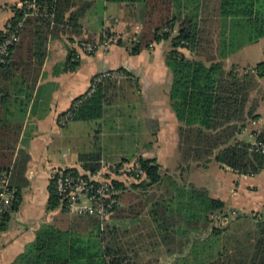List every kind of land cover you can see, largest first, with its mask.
<instances>
[{
    "label": "trees",
    "instance_id": "obj_1",
    "mask_svg": "<svg viewBox=\"0 0 264 264\" xmlns=\"http://www.w3.org/2000/svg\"><path fill=\"white\" fill-rule=\"evenodd\" d=\"M106 1L123 4L126 20L141 25L129 50L131 55L149 51L161 42L170 44L165 54L171 74L168 96L178 122L177 151L181 162L199 167L214 160L221 167L247 177L264 172V153L259 146H264V130L252 132L254 145L237 139L247 124L256 120L257 103L251 102L250 96L259 80L264 79V61L243 72L234 65L230 69L224 66L231 55L264 37V0ZM78 2H39L41 7L47 6L48 15L23 20L22 10L14 8V16L5 30H14L21 20L22 24L8 62L0 65V78L12 79L14 52L26 57L21 65L29 66L33 57L42 62L49 39L73 36L79 37V42H95L82 38L80 19L88 5L76 9ZM214 25L218 30L215 38ZM3 37L4 32H0V40ZM183 50L192 56L187 57ZM77 57L75 51H69L62 65L64 72L77 68ZM23 72L29 70L25 68ZM112 72L128 76L123 69ZM109 81L104 79L93 93L76 98L61 115L60 122L67 115V122L102 119ZM5 103L6 97L1 96L0 104ZM11 127L14 126L0 119V176L5 177L4 185L13 196L0 217V232L7 229L11 215L18 210L21 188L27 185L23 177L25 162L13 160L20 131H11ZM79 161L90 174L101 168L97 154L80 155ZM138 162L144 179L137 178L129 185L110 180L117 204L103 219L68 216L51 182L48 210L61 206L60 213L54 224L40 228L35 240L13 264H137L133 259L147 247L169 257L178 255L171 264H264V212L258 217L237 215L221 222L225 225L219 224V217H226L221 201L210 198L206 190L192 184L178 185L173 176L162 173L153 159L139 157ZM17 180L22 182L21 186ZM108 220H140L143 228L122 230L111 227ZM142 242L148 245L140 248Z\"/></svg>",
    "mask_w": 264,
    "mask_h": 264
},
{
    "label": "crops",
    "instance_id": "obj_2",
    "mask_svg": "<svg viewBox=\"0 0 264 264\" xmlns=\"http://www.w3.org/2000/svg\"><path fill=\"white\" fill-rule=\"evenodd\" d=\"M24 1L27 0H0V32L5 30L13 18L14 8H18ZM83 5L88 7L80 19L82 38L99 41L101 35L109 32L116 39L114 43L106 50L86 55L77 48L79 37L61 36L49 39L41 63L33 57L29 66H23L21 64L25 62L26 57L22 58L20 53L14 52L11 60V66H14L11 68L12 79L0 78V98L6 97V103L0 104V119L4 124L14 126L10 128L11 131H20L13 160L25 162L23 177L27 182V185L21 188L22 201L18 210L11 215L7 229L0 232V264H13L35 240L36 233L42 226L55 223L61 207L48 210V188L55 169L67 168L83 175L89 174L79 161V156L84 154H97L101 162L107 166L127 160L108 156L107 142L104 140L107 131L118 133L123 129H139L143 126L149 131L153 130L151 135L155 133L153 135L156 136L155 140L145 144V152L133 155V158L155 160L162 173L166 175H168L164 170L166 155L161 147L165 145L164 150L168 151L171 145L177 150L178 122L170 106L168 95L171 74L165 63V54L170 49L169 42H161L149 51L133 56L129 50L141 31V25L126 20L124 5L106 0H79L76 9ZM243 49L227 59L233 58L235 61L231 65L239 69L247 68L242 67L238 61ZM71 50L78 56L76 62L78 66L74 71L64 72L62 65ZM182 52L187 57L192 56L186 50ZM227 60L224 61L225 68ZM25 68L29 72L24 73ZM120 69L125 70L128 76L109 79L108 102L105 104L102 119L60 125L61 115L70 109L76 98L89 92L92 80L96 76ZM256 103L257 117L256 120L250 121L249 125L260 121L259 106L264 103L257 101ZM259 131L252 129L250 132ZM251 133L241 132L237 139L254 145L256 142ZM245 137H249V140L246 141ZM161 155L163 157L159 159ZM215 167L216 173L212 181L186 183L206 190L210 198L221 201L225 206L226 219L228 217L234 219L237 215L261 216L264 212V172L247 177L237 175L217 163ZM173 177L175 179V176ZM109 179L126 185L131 182L115 177ZM18 182L21 186L22 182ZM222 220L223 218L219 217L218 223L227 221ZM114 221H126L131 224L130 226H136L134 228L141 222L108 220L111 227L119 229L122 228L112 224ZM149 256L145 263L158 261L157 264H171L178 257V255L169 257L159 251H151ZM137 259L138 256L133 259L135 263Z\"/></svg>",
    "mask_w": 264,
    "mask_h": 264
},
{
    "label": "built area",
    "instance_id": "obj_3",
    "mask_svg": "<svg viewBox=\"0 0 264 264\" xmlns=\"http://www.w3.org/2000/svg\"><path fill=\"white\" fill-rule=\"evenodd\" d=\"M47 0H27L22 2L18 9L22 10V20L26 17H43L48 15L46 5L40 6L39 2ZM22 20L12 31L4 30V37L0 40V65H5L10 57V50L18 41V29ZM116 41L115 37L104 33L100 41L79 42L77 48L86 55H93L99 50H106ZM121 75L107 71L92 80L88 94L93 93L96 86L104 79H118ZM67 115L60 123L64 126L68 121ZM264 153V146L259 145ZM144 173L140 169L138 158L123 161L117 165L107 166L101 162V168L94 174L83 175L72 169L58 168L52 172V182L60 205L72 216H98L101 219L111 214L112 208L117 204L115 192L111 188L109 177H123L126 181L144 179ZM139 178V179H137ZM5 177L0 176V217L9 207L13 199L12 193L4 185ZM60 206V207H61Z\"/></svg>",
    "mask_w": 264,
    "mask_h": 264
},
{
    "label": "rangeland",
    "instance_id": "obj_4",
    "mask_svg": "<svg viewBox=\"0 0 264 264\" xmlns=\"http://www.w3.org/2000/svg\"><path fill=\"white\" fill-rule=\"evenodd\" d=\"M217 28L214 25V32H213V38H215L217 34ZM125 41V40H124ZM126 42V41H125ZM164 49V48H161ZM264 38L259 40L256 44L246 46L241 52L240 57L238 61L240 62L242 67H247L248 69L250 67L255 66L260 61H263L264 55ZM235 60L233 58H230L227 60L226 63V69H230ZM244 69H240L239 72H243ZM127 95V92L125 96ZM251 100L257 101V102H263L264 103V79L259 80V85L251 94ZM258 103L256 105L257 109ZM258 113L261 114L260 121L254 124H248L245 129L246 131H242V133H251L250 131L252 129L259 131L258 129L264 130V104H261L259 106ZM258 110V109H257ZM72 123V122H71ZM144 131L146 133H144ZM148 132V134H147ZM153 130L149 131L147 128L141 127L139 129L137 128H129V129H123V131H119L118 133H113L110 131L106 132V138L104 139L107 142L106 145V153L108 156H112L116 159H131L133 158V155L137 156L145 152V144H148L149 142H153L155 140L156 136L152 134ZM252 134V133H251ZM246 141L249 140V137H245ZM149 139V141H148ZM164 147L162 146L161 149L165 153V161H164V170H166L165 173L168 175L175 176V179L177 181L178 185H184L187 184L186 182H195L200 183L202 181L206 182L208 180L212 181V178L214 177L216 173V162L214 160H211L209 163L206 164V166H200L196 167L194 163L191 164H183L181 162V158H179L178 151L171 145H169V150H164ZM172 148V149H171ZM171 150V151H170ZM163 155V154H162ZM160 156L159 159H162L163 156ZM181 166V169L178 167ZM162 171V170H161ZM164 172V171H163ZM122 180H125L123 177H119ZM174 178V177H173ZM191 180V181H190ZM153 192H157L156 190H153ZM151 191V192H152ZM229 218V217H228ZM227 218V219H228ZM225 217L222 221L227 220ZM231 219H233L231 217ZM113 225H118L122 228V230H129L132 231L133 229H136L134 227L136 226H130L131 224L126 221H118V222H112ZM224 224V223H221ZM225 225V224H224ZM143 228L141 225L137 227V229ZM148 245L147 242H142V244L139 246L140 248L146 247ZM153 254V253H152ZM151 255V248L147 247L145 251H139L138 252V259L137 263H145L144 261L148 260V258Z\"/></svg>",
    "mask_w": 264,
    "mask_h": 264
}]
</instances>
